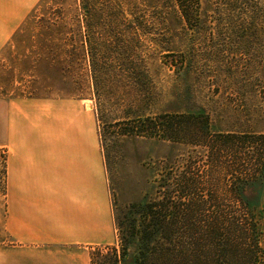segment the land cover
<instances>
[{
	"label": "rangeland",
	"instance_id": "1",
	"mask_svg": "<svg viewBox=\"0 0 264 264\" xmlns=\"http://www.w3.org/2000/svg\"><path fill=\"white\" fill-rule=\"evenodd\" d=\"M245 1L264 7L187 0L189 22L176 0H40L32 8L0 47V264H91V252L116 246L117 207L154 196L162 161L191 149L142 133L135 121L204 113L214 132L264 133V27L252 26L264 17ZM40 114L78 118V185L93 200L98 166L105 176L107 218L78 245L22 246L8 230L12 126L27 119L34 127ZM247 195L264 247V182Z\"/></svg>",
	"mask_w": 264,
	"mask_h": 264
},
{
	"label": "trees",
	"instance_id": "2",
	"mask_svg": "<svg viewBox=\"0 0 264 264\" xmlns=\"http://www.w3.org/2000/svg\"><path fill=\"white\" fill-rule=\"evenodd\" d=\"M176 2L189 22L187 0ZM243 6L264 17L258 2ZM183 116L135 121L142 133L191 149L162 161L154 196L117 207L116 246L91 252V264H264L260 216L247 195L264 182V133L214 132L204 113ZM6 173L4 162L2 194Z\"/></svg>",
	"mask_w": 264,
	"mask_h": 264
},
{
	"label": "crops",
	"instance_id": "3",
	"mask_svg": "<svg viewBox=\"0 0 264 264\" xmlns=\"http://www.w3.org/2000/svg\"><path fill=\"white\" fill-rule=\"evenodd\" d=\"M39 1L0 0V47L12 40ZM38 116L34 127L27 119L12 126L8 230L22 246L78 245L82 236L97 237L99 223L107 218L105 176L98 166L100 199L93 200L89 187L78 185V118Z\"/></svg>",
	"mask_w": 264,
	"mask_h": 264
}]
</instances>
